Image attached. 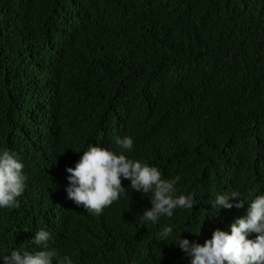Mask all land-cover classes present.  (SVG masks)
<instances>
[{"label":"trees","instance_id":"16d2710c","mask_svg":"<svg viewBox=\"0 0 264 264\" xmlns=\"http://www.w3.org/2000/svg\"><path fill=\"white\" fill-rule=\"evenodd\" d=\"M115 136L194 207L145 222L129 180L99 215L69 199L66 168ZM0 149L28 177L0 252L45 229L73 264H190L162 226L202 244L248 206L214 209L215 193L264 194V0H0Z\"/></svg>","mask_w":264,"mask_h":264},{"label":"clouds","instance_id":"9594fccd","mask_svg":"<svg viewBox=\"0 0 264 264\" xmlns=\"http://www.w3.org/2000/svg\"><path fill=\"white\" fill-rule=\"evenodd\" d=\"M105 148L89 144L75 166L66 168L67 196L88 211L99 215L125 193L122 180H129L128 188L142 192L151 201V207L140 215L145 222L157 224L161 217L172 218L176 209H192L193 194L176 195L180 177L162 178L159 169L147 162L129 158L133 151L131 136H115L111 145ZM24 162L13 152L0 149V209L19 207L18 197L26 188L28 180L24 173ZM251 194L239 192L215 193L211 203L214 209L243 208L246 212L230 226V230L216 228L204 243L190 242L177 234L171 225H164L158 232V240L178 246L190 257V264H264V194L249 199ZM233 204V198H240ZM201 229V228H200ZM196 233L197 235L200 233ZM255 233L254 238H249ZM51 233L45 229L35 232L31 242L36 250H12L0 252L3 264H73L67 255H59L57 249L49 246Z\"/></svg>","mask_w":264,"mask_h":264}]
</instances>
